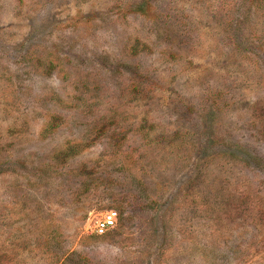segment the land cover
<instances>
[{"label":"rangeland","instance_id":"1","mask_svg":"<svg viewBox=\"0 0 264 264\" xmlns=\"http://www.w3.org/2000/svg\"><path fill=\"white\" fill-rule=\"evenodd\" d=\"M0 264H264V0H0Z\"/></svg>","mask_w":264,"mask_h":264},{"label":"built area","instance_id":"2","mask_svg":"<svg viewBox=\"0 0 264 264\" xmlns=\"http://www.w3.org/2000/svg\"><path fill=\"white\" fill-rule=\"evenodd\" d=\"M117 216L118 214L116 211H107L103 213L100 218L95 220L93 232L97 235L105 233L108 229L115 226Z\"/></svg>","mask_w":264,"mask_h":264}]
</instances>
